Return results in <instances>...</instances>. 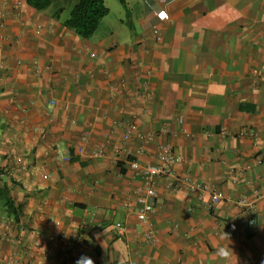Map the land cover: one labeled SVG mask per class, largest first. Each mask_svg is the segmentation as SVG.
Masks as SVG:
<instances>
[{"label":"crops","instance_id":"0c3cea01","mask_svg":"<svg viewBox=\"0 0 264 264\" xmlns=\"http://www.w3.org/2000/svg\"><path fill=\"white\" fill-rule=\"evenodd\" d=\"M75 3L6 9L2 153L21 216L0 220V264H264V0H124L108 35L87 40L62 25ZM129 123L152 134L136 159L156 164V146L171 144L175 173L222 196L213 211L208 195L156 178V212L137 221L144 179L123 160L141 145L122 140ZM61 150L71 162L53 159Z\"/></svg>","mask_w":264,"mask_h":264},{"label":"built area","instance_id":"2783aa9c","mask_svg":"<svg viewBox=\"0 0 264 264\" xmlns=\"http://www.w3.org/2000/svg\"><path fill=\"white\" fill-rule=\"evenodd\" d=\"M9 3L12 4V7L15 9H19L22 6V0H0V47L5 41V37L2 33L4 29V19L6 16V9L10 6ZM155 16L163 21L168 20V16H166L164 11L155 12ZM154 31V39L156 42L161 40V32L158 27L154 24L152 27ZM149 94H146V97H149ZM52 103V102H51ZM53 104V103H52ZM182 120L178 119L177 123H181ZM20 125L25 124V119L21 118L18 120ZM163 132L167 130L165 128L162 129ZM137 136L140 141V146H138L134 151L130 149L123 150L122 156L123 160L128 163V167L132 171H138L142 175L144 179L142 194L137 197L136 205L138 206V210L136 211V219L140 223L147 222L149 216L153 215L156 212V206L153 203V199L156 197V193L154 190V180L156 178H161L164 182V185L167 189H172L175 191L182 190L187 194H197L199 199H203L204 195L209 196V200L205 202V209L209 212L213 211L216 205L222 200V196L215 191L209 190L195 182H193L188 177H180L174 171V166L181 162V157L174 154L173 147L169 143H159L156 146V155L158 161L156 164H146L142 165L137 159L136 156L141 155L144 152V145L147 141H149L152 137V134H146L145 136H140L138 133L137 126L134 123L127 124L122 131V140L128 141L131 137ZM87 140V136L84 134L80 141L81 144H84ZM78 153L82 152V148L77 149ZM91 155L95 158L104 156V147L99 146L95 150L92 151ZM119 158V157H117ZM53 159L58 162H71L72 154L69 151H55L53 153ZM119 160V159H116ZM42 179H47V174L41 175ZM239 205H245L246 202L244 200H239L237 202ZM255 221L253 218L248 220V225H254ZM116 227L123 231V228L119 224H116ZM146 244H151L155 242L154 237L149 233L145 236ZM42 255H44L42 253Z\"/></svg>","mask_w":264,"mask_h":264},{"label":"trees","instance_id":"16d2710c","mask_svg":"<svg viewBox=\"0 0 264 264\" xmlns=\"http://www.w3.org/2000/svg\"><path fill=\"white\" fill-rule=\"evenodd\" d=\"M121 4L124 0H117ZM51 0H24V4L34 11L42 12L49 7ZM57 11L55 15H58ZM108 14V8L103 0H76L69 11L68 17L63 21L64 28L70 30L80 39H89L97 29L100 21ZM55 18H57L55 16ZM12 128L0 117V220L18 223L21 216L20 208L14 203L11 193L15 185L7 167L8 159L2 153V137L5 133L10 136ZM6 145H10L5 140ZM5 161V162H4Z\"/></svg>","mask_w":264,"mask_h":264},{"label":"rangeland","instance_id":"374dc122","mask_svg":"<svg viewBox=\"0 0 264 264\" xmlns=\"http://www.w3.org/2000/svg\"><path fill=\"white\" fill-rule=\"evenodd\" d=\"M74 1V0H73ZM105 1L104 4L105 6L108 8V10L110 11V13L108 14V16L106 17L105 21H103V23H99L96 31L94 32V34L92 35V39L100 36V35H108V29L110 26L113 25V23L115 22V20L117 19L118 16V11L121 12L123 10V7L121 6V4L117 1V0H103ZM67 15V12H64L63 17ZM101 22V21H100ZM9 138L8 133H5V135H3L2 137V149L9 147L8 145H6L5 140Z\"/></svg>","mask_w":264,"mask_h":264},{"label":"clouds","instance_id":"9594fccd","mask_svg":"<svg viewBox=\"0 0 264 264\" xmlns=\"http://www.w3.org/2000/svg\"><path fill=\"white\" fill-rule=\"evenodd\" d=\"M225 235L227 237L226 233H225ZM218 254L224 255L226 257V256L231 255V252L227 248H223V249L218 250ZM76 264H80V260H77ZM87 264H94V261H92L90 258H88Z\"/></svg>","mask_w":264,"mask_h":264}]
</instances>
